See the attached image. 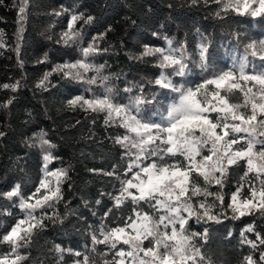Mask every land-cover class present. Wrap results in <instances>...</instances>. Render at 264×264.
<instances>
[{
    "label": "snow or ice",
    "instance_id": "snow-or-ice-1",
    "mask_svg": "<svg viewBox=\"0 0 264 264\" xmlns=\"http://www.w3.org/2000/svg\"><path fill=\"white\" fill-rule=\"evenodd\" d=\"M214 2L220 5L217 18L224 19L233 12L264 20V0ZM25 13L26 0H21V24ZM93 19L83 13L71 14L60 40L66 45L79 44L83 35L75 27L77 22L90 24ZM99 39L103 36L93 37L86 47H81L80 59L52 69L89 86L86 92L91 95L74 96L68 101L70 107L104 113L105 125L125 130L114 143L124 150L122 158L127 163L119 173L116 169L104 173L119 182L115 193L109 194L112 207L104 213L105 218L113 217L115 226L102 223L98 229L102 239L96 232L90 234L92 250L97 244L116 250L111 264H222L214 258L215 229L211 226L229 219V210L232 220L254 211L264 215V38L244 44L241 54L244 37L233 34L231 64L224 68L217 67L219 61L213 59L210 42L202 34L197 60L188 55L186 41L174 46L173 39L165 36L163 47L144 45L139 58H155L161 70L154 81L147 83L157 86L160 92L146 93L143 85H132L123 89L128 95L126 103L117 102L122 98L120 90L111 86L112 77L104 74L106 65L90 60L107 52L98 45ZM194 68L199 69L195 76ZM50 75L45 73L37 87L46 89ZM92 86L102 89L99 95ZM4 87L15 89L16 85ZM133 92L136 94L129 95ZM3 135L0 132V137ZM45 136L44 132L37 135L44 155L42 176L34 190L25 195L17 183L3 194L8 200L18 201L22 215L0 236V245L9 247L8 252L0 254V264H25L29 257L23 250L45 229V222H62L54 209L63 199L61 185L69 179V169L49 170L48 165L57 159L51 151L56 145ZM257 145L260 149L255 151ZM242 161L246 170L240 181L252 174L258 184L238 182L226 200L224 188L230 183V170L238 168ZM213 185L215 192L209 191ZM49 209H53L52 214ZM193 218L201 224V231L190 230ZM248 234L255 239H249ZM232 236L233 232L227 231L226 239ZM240 243L261 249L258 258L248 255L240 264H264V234L255 225L240 231ZM118 245L121 247L117 250ZM53 251L57 264H61L66 251L75 257L73 264H90L87 249L73 252L56 244Z\"/></svg>",
    "mask_w": 264,
    "mask_h": 264
},
{
    "label": "trees",
    "instance_id": "trees-1",
    "mask_svg": "<svg viewBox=\"0 0 264 264\" xmlns=\"http://www.w3.org/2000/svg\"><path fill=\"white\" fill-rule=\"evenodd\" d=\"M20 6L21 0H0V132L4 133L0 137V236L22 215L18 201L8 200L3 194L17 183L25 195L30 194L42 176L44 150L38 146L37 135L44 132L45 138L56 145L51 151L57 159L48 165L49 170L67 168L69 179L61 185L63 199L54 209L62 222H45V229L23 250L29 257L25 264H57L53 251L56 244L73 252L87 249L90 264L93 258L94 264H105V261L111 264L116 250L97 244L93 251L90 234L96 232L98 239H102L98 232L100 225L115 226L113 217L105 218L104 213L112 207L109 194L115 193L119 182L104 173L114 169L119 173L127 163L122 158L124 150L114 143L115 137L122 136L125 130L105 125L104 113L70 107L68 101L74 96L91 95L86 92L89 86L52 69L80 59L81 47L102 35L103 39L97 43L107 52L90 60L106 65L104 74L110 75L111 86L120 90L122 98L117 102L126 103L128 95L123 89L132 85H143L146 93L160 92L157 86L147 83L154 81L161 70L155 58H139L144 45L163 47L165 36L173 39L174 46L186 41L188 55L197 60V44L202 34L210 42L213 59L219 61L217 67L224 68L231 64L235 47L233 34L244 37L239 49L242 54L244 44L264 38V20L233 12L227 13L224 19L217 18L215 13L220 5L214 0H197L195 4L193 0H26L21 24L18 22ZM57 12L61 14L56 15ZM76 13L94 19L90 24L78 21L75 27L82 31L83 40L66 45L60 40L61 33L67 30L71 14ZM49 72L46 89L37 87ZM198 72L199 69H193L194 76ZM92 88L97 95L102 91L96 86ZM259 149L257 145L254 150ZM245 170L243 161L238 168L230 170V183L224 188L226 200L238 182L258 184L252 174L240 181ZM209 191H217L216 186H211ZM244 191L247 193V188ZM48 211L52 214L53 209ZM231 215L229 210V219L211 226L215 229L212 232L214 258L222 264H240L248 255L258 258L261 249L242 245L240 231L255 225L264 234V215L254 211L235 220L230 219ZM189 225L191 231H201V224L195 218ZM229 230L233 236L226 239ZM248 238L254 240L255 236L248 234ZM124 247L127 251V246ZM8 251L6 244L0 245V254ZM74 259L66 251L61 264H73Z\"/></svg>",
    "mask_w": 264,
    "mask_h": 264
}]
</instances>
